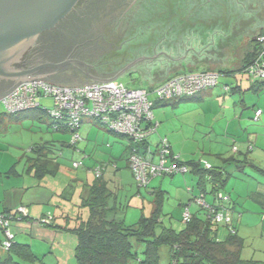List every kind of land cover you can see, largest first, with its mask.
Wrapping results in <instances>:
<instances>
[{"label": "rangeland", "instance_id": "obj_1", "mask_svg": "<svg viewBox=\"0 0 264 264\" xmlns=\"http://www.w3.org/2000/svg\"><path fill=\"white\" fill-rule=\"evenodd\" d=\"M157 3L159 9L156 11L162 14L171 8L185 11L183 14L175 12L167 17L159 14L158 17L165 16L167 20L155 17L145 29L150 32L158 29L161 32L158 38L161 35L162 38L155 43L156 52L148 54L153 58L163 54L159 59L162 62L169 60L167 65L171 64V57H174L169 55L170 47L186 44L192 38H205L206 42L217 44L221 36L226 43H223L222 51L207 64L208 69H218L228 64V55L240 61L245 48L252 50V36L246 37L245 34L253 30L255 34L260 30L264 31V0H158ZM180 21L184 23L180 24ZM57 24L58 22L55 25ZM52 31L45 32L44 37L51 38ZM197 34L204 37H196ZM147 36V32H143L134 41H145ZM37 42L41 44L30 50L33 60L44 61L48 51L44 42ZM101 44L102 46L92 51V59L111 51L110 44ZM228 44L234 45L229 52L226 46ZM140 57L147 56L138 58ZM206 63L203 61L201 66ZM127 71L115 81L126 87L139 86L136 75L130 76ZM84 75L83 72L77 76L71 70L64 71L61 78L76 83L85 81ZM251 81L240 71H235L233 75L220 74L215 86L205 88L193 96L156 101L152 112L153 120L159 126L156 132L148 136L147 141L150 148L154 149L159 137L166 136L172 150L181 159H199L203 165L209 163L225 169L229 176L222 192L231 194L232 201L236 202L232 214L233 223L238 234L245 239L241 256L264 262L263 211L252 199V190L257 187V181H264V173L257 169L264 170V154H253L247 150V142L253 141L252 133L257 131V124L261 122L254 121V110L256 107H264V87L254 91ZM225 85L229 86L230 91L224 90ZM40 102L48 108L52 106L49 99H41ZM239 114L242 119L238 117ZM50 122L51 119L46 115L37 118L24 111L16 115L8 114L0 102V212L17 210L20 205L29 208L31 220L22 222L17 238L20 242L28 243L39 259L31 263L24 261V264H76L74 234L53 225L64 226L61 216L63 211L70 216L74 215L77 195L67 200L60 193L69 183L75 184V189L78 190L83 181H92V169L101 164L106 165L103 177L108 181L117 201L125 207L123 219L126 224L136 222L141 214H150L152 202L142 199L144 197L151 200V188L148 186L160 182L162 188L159 187L166 191L161 205L162 225L174 229L182 227L183 210L193 195L192 192L190 195L187 187H195L196 177L190 172H176L173 175L155 176L147 186H138L126 166L124 156L129 139L108 131L96 119L83 118L79 129L81 139L76 143L75 149L63 147L59 156L60 166L54 174L47 173L42 178L33 176L28 170L26 156L29 146L42 141L69 144L71 140L70 132L55 131L49 127ZM234 146L238 151L233 150ZM231 158L246 161L238 163L237 167ZM73 161H82L84 166L73 168ZM193 192L198 193L196 188ZM205 196L210 198L211 195ZM192 204L189 206L191 212L198 209L196 204ZM240 213L244 215L242 221L239 219ZM47 215L55 216L52 225L35 224L33 218ZM162 225L157 227V232ZM221 228L224 227L220 226ZM12 229L18 230L13 224ZM220 236H224L222 229ZM141 247L142 245L138 246V257L142 256Z\"/></svg>", "mask_w": 264, "mask_h": 264}, {"label": "trees", "instance_id": "obj_2", "mask_svg": "<svg viewBox=\"0 0 264 264\" xmlns=\"http://www.w3.org/2000/svg\"><path fill=\"white\" fill-rule=\"evenodd\" d=\"M157 2L158 0H81L62 20H59L58 24L61 25H58V27L64 26L61 28L64 30V33L62 34L59 30H55V34L52 33L53 38L56 39L53 44L56 48L65 47L66 49L69 47L72 48L74 45H79L80 48L78 49L83 51L84 55H87V53L89 54L85 59L88 63L94 65L93 70H95V76L103 79L113 77L120 69L135 58L142 55L147 56L137 61L127 71L130 76L135 74L138 84H140L133 88L143 87L151 89L175 76L196 72L189 70L188 72L170 74V67L166 65V62H162L159 59L162 55L151 58L150 54H148L156 52L155 43L157 39L160 40L162 38V35L158 38V34L161 33L158 29H155V32L145 30L147 25L152 23L151 20H154L159 14L167 17V15L175 14V12H179V14L185 12L184 9L180 11L179 9L171 8L170 11L162 14L156 11L158 8ZM165 2L168 4L170 3L168 1ZM165 16H160L158 19H163L165 21L167 20ZM183 23L184 21H180V24ZM143 32H147L148 34L145 41L141 40L140 42V40H137L135 42L134 40L141 36ZM245 35H247V37L252 36L250 42L253 47L252 50H245L242 58L243 60L238 68H218L213 71L206 67L199 71L215 72L218 75L216 84L218 83L220 73L232 74L235 71L244 72L249 80H252V89L254 91L261 90L264 87V77H252L246 72V69L253 64L260 53L264 52V41L259 40V36H264V31L260 30L255 35L254 31H249V33ZM196 37L204 36L197 34ZM132 39L133 41H131ZM154 40L156 41L153 42ZM101 42L110 44L111 51L99 54L97 58L92 59V51L102 46ZM125 42L128 43L123 45ZM223 43H226V41H223V38L220 36L217 44L208 42L206 44L212 45L213 47H210L211 49L218 50L220 46L224 47ZM262 58L264 59V53ZM158 60L160 62H158ZM74 72L77 76L81 74L77 70H74ZM61 75L62 73L50 76L46 79L52 83L62 85H79L82 83L94 82L93 79L86 75H84L85 81L76 83L62 79ZM224 90L230 91L229 86L225 85ZM42 99H49L52 106L48 108L42 105L40 99L39 105L37 106L8 114L16 115L24 111L30 112L32 117L37 118L46 115L51 119V122L48 123L50 128L55 131L70 132L67 127L60 124L61 122L52 117V100L50 98ZM156 101L158 102L159 100H154L153 107L156 105ZM257 109L258 108L255 110ZM158 126L159 123L157 128ZM107 130L111 131L109 129ZM118 135L123 136L122 134ZM162 138H166L169 144L170 153L167 155V161L169 163H175L178 166H185L187 168L185 173L190 172L196 177L195 187L191 186L190 192L192 189L196 188L198 193L193 195L189 200L191 202L186 205H188V207L192 206V203H194L192 202L194 196L201 195L206 203L215 211L224 210L229 212L231 221L228 224L230 225L227 224L224 226L223 224L215 223V221L212 220V214L209 213L205 207L196 203L194 204L198 206V209L191 212L189 208L191 217L188 221H183V225L180 229L162 225L161 205L166 192L158 187L151 191L153 197L151 200L152 209L150 214L147 216L141 214L136 222L126 224L123 219L125 207L117 201L115 193L109 187L108 181L103 177L106 165L101 164L99 165L102 174L100 177L94 176V179L90 182L87 180L83 181L78 190L75 189V184L69 183L60 193L61 197L67 200H71V198L77 195L76 198L78 201L74 203V215L70 216L63 211L61 212V216L65 222L64 226L53 225L63 231H69L74 234L76 238L74 246L76 264H132L133 262H137L138 264L260 263L257 260L244 259L241 256V252L245 246V239L238 234L237 228L233 223L232 199L229 194L222 192V188L229 176L223 167L213 166L207 163L209 167L206 168L200 160L181 159L179 155L175 154L172 150L166 136L159 137L154 149L150 148L147 141L148 137L138 144L133 143L132 140L128 138L129 144L125 148L124 156L126 159V166L130 170L132 177L133 172L129 165L131 154L135 149L143 152L147 146L150 150L155 151ZM66 146L75 149L76 144L73 145L71 143L66 144L55 141L33 143L29 146L28 154H26L29 172L37 178H42L47 173L54 174L60 166L59 156L61 150ZM231 159L235 161L237 167H239L238 163L246 161L241 159L236 160L235 158ZM76 168H79V166ZM257 169L264 173L263 169ZM207 194L211 195L210 198H208L210 202L207 201L208 199L205 196ZM219 194L225 196L226 199L222 200L219 198ZM26 211V214L19 213L17 210L0 212V214L10 217L8 227L13 234L10 247L7 250L0 247V251L2 252L0 253V264H24V261L31 263L34 262L35 259H39L37 255L33 253L28 243L20 242L17 238V232H20L22 222L31 220L27 208ZM54 218L55 216L53 217V215H47L45 217L39 216L36 219L33 218V220L35 224L52 225ZM12 224L15 228H18V230L12 229ZM160 225H162L161 230L157 232V227ZM220 226H223L227 232L222 238L219 236ZM0 234L1 244V241L5 238L2 231H0ZM139 245H142L140 248L141 257H138ZM262 264H264V262Z\"/></svg>", "mask_w": 264, "mask_h": 264}, {"label": "built area", "instance_id": "obj_3", "mask_svg": "<svg viewBox=\"0 0 264 264\" xmlns=\"http://www.w3.org/2000/svg\"><path fill=\"white\" fill-rule=\"evenodd\" d=\"M259 40L264 41V36L259 37ZM263 53L246 69L252 77H264ZM217 76L215 72H189L175 76L151 89L129 88L115 80L62 85L47 79H31L20 81L0 97V102L7 113H16L39 105L42 98H50L53 102L51 115L68 128L71 133L70 143L73 145L81 139L79 129L83 118L86 117L96 119L106 129L122 134L138 144L156 131L158 123L153 120L152 112L154 100L166 101L174 97L192 96L207 87L215 86ZM260 114V109L255 110L254 120L258 119ZM233 149L237 148L234 146ZM169 153L166 138L160 139L155 151L150 150L148 146L143 152L135 149L129 158V165L139 186H147L149 181L158 175L187 171L185 166L169 163ZM81 165V161L72 162L75 168ZM205 167L208 168L209 164L206 163ZM93 173L95 177L102 175L99 165L93 169ZM219 198L226 199L220 194ZM192 202L205 207L212 214L215 223L224 226L230 223L229 212L215 211L201 195L194 196ZM17 211L22 214L27 212L23 206L18 207ZM190 217L191 213L186 205L182 213L183 221H188ZM9 222V216L0 214V231L5 238L0 247L4 250L10 247L13 238L8 227Z\"/></svg>", "mask_w": 264, "mask_h": 264}, {"label": "water", "instance_id": "obj_4", "mask_svg": "<svg viewBox=\"0 0 264 264\" xmlns=\"http://www.w3.org/2000/svg\"><path fill=\"white\" fill-rule=\"evenodd\" d=\"M79 1L81 0H0V78L14 79L17 82L14 85L16 86L20 81L45 79L43 76L47 72L36 75L42 68H57L67 63L74 65L80 63L86 67V64L78 59L46 61L30 67L20 66L25 54L32 49L34 39L41 32L52 28ZM141 59L144 57L129 62L111 78H98L88 71V76L94 80L90 83L115 80ZM71 70L74 68L69 66L63 72ZM8 90L0 91V96L6 94Z\"/></svg>", "mask_w": 264, "mask_h": 264}, {"label": "crops", "instance_id": "obj_5", "mask_svg": "<svg viewBox=\"0 0 264 264\" xmlns=\"http://www.w3.org/2000/svg\"><path fill=\"white\" fill-rule=\"evenodd\" d=\"M254 35H255V33H254ZM245 36L247 37V35H245ZM206 43L207 42H206V39L205 38L204 39L192 38L186 44H183V45H180V46H175V47H170L168 49V52L170 53L169 55L170 56L173 55L174 57H171V64L170 65L169 64L167 65V63L169 62V60L165 61L166 62V65L170 67V70H169L170 71V74L171 73L174 74L176 72L177 73L188 72L189 70L199 71V70H202V69L206 68L207 67V64L209 63V61H212L214 59L213 57H215V55L217 53H219V52L222 51V49H221L222 47L221 46H220V48L218 50H214V49H211L210 48V47H213L212 45H209V44H206ZM226 46H227V51L229 52V50L234 45L233 44L232 45L231 44H228ZM204 48H206V49H204ZM245 50H246V48H245ZM245 50H244V52H245ZM166 57H169V56H166ZM242 58H243V56H242ZM242 58L240 59V61L239 60H234V58L232 56H229L228 55V62H227L228 64L227 65L225 64V65L221 66L220 68H226V69H230V68L235 69V68H238V66L242 62L241 60H243ZM203 61L204 62L206 61L207 63L204 66H201V64L203 63ZM164 65H165V63H164ZM215 70H217V69H215ZM220 74H224V73H220ZM231 75H233V73ZM256 108H258V109L261 110V114H260L259 118L256 121L261 120V122L259 124H257V131L254 132V133H252L253 135L251 136V138H252L253 141H248L247 142V150L253 152V154H254V152H256L259 155H261V154H264V107H263V109L260 108V107H256ZM238 117H240V119H242V115L241 114H239ZM249 146H251V148H249ZM233 150L235 152L238 151V149H233ZM258 157H260V156H258ZM129 172H130V170H129ZM130 174H131V172H130ZM150 183H152V182H150ZM159 186L160 187L162 186L160 182H158V184L156 183V185L148 186V187L151 188L149 190V192H150L149 193V196L151 198L153 197V196H151L152 195L151 191L154 188H157V187L160 188ZM188 188H190V187H187V191L190 193V190ZM191 192L193 193V195H195V193L193 192V189H192ZM252 192L254 193V197L252 198L254 200L253 203H255L256 205H259L261 207L262 211H263V219H262V223H263L264 222V181H262V180L261 181H257V187L255 188L254 191L252 190ZM190 195H191V193H190ZM229 195L231 197V194H229ZM142 200L143 201H146L147 200L148 202H151L152 199L151 200H148V199H146V198L143 197ZM189 200H188V202H191ZM207 201L210 202L209 199ZM232 204H233V210H235L236 202L232 201ZM27 209H28V213L30 214L29 208H27ZM243 216L244 215H241V213H240L239 219H241V221L244 219ZM244 221H245V224H246V220H244ZM221 229L224 230V236H225L226 233H227L226 232V229L225 228H221ZM221 229H219V236H220V233H221ZM244 259H249V258H244ZM257 261L260 262L258 264H262L263 263L260 260H257Z\"/></svg>", "mask_w": 264, "mask_h": 264}, {"label": "flooded vegetation", "instance_id": "obj_6", "mask_svg": "<svg viewBox=\"0 0 264 264\" xmlns=\"http://www.w3.org/2000/svg\"><path fill=\"white\" fill-rule=\"evenodd\" d=\"M62 19H60V20H62ZM58 25H61V24H57V25H55V28H54V26H53V28H51L53 30L52 32L54 33L55 30H59L60 33L63 34L64 30H62L61 28H63L64 26H61L59 28ZM51 29H48V30H45V31L41 32L34 39V42H33V47L35 45L41 44V43H38L37 41L44 42V46H46V51H48L47 52L48 55L45 57L46 60H44V61H34L33 60L34 58H33L32 54H31V51H30L28 54L27 53L25 54V56L23 57L22 63H20L21 64L20 66L30 67V66L35 65V64L40 63V62H46V61L60 62V61L66 60V59H78L80 61H83L86 64V67L84 65L80 64V63H77V65H74L72 63L71 64L67 63V64L62 65V66L57 67V68H42V69H40L39 71L36 72V75H37V73L38 74L39 73L43 74L44 72H47V73H44V76H46V77L43 76V78L46 79V78H48L50 76L57 75V74H60V73H64L63 70H65V69L67 70L69 66L74 68V70L79 71L80 73L84 72L85 75H86V73H87V75H89L88 71L89 72L91 71V73H94L95 72V70H93L94 65L88 63L86 61V59H85L86 56H88L89 54L87 53V55H84L83 51H80L78 49V48H80L79 45H74L71 48V50H68L65 47L56 48L55 45L53 44V42H55L56 39L53 38V36H51V38L50 37L47 38V36L44 37V33L49 31V30H51ZM16 83L17 82L14 79L0 78V91H4V90H8V89L10 90Z\"/></svg>", "mask_w": 264, "mask_h": 264}]
</instances>
